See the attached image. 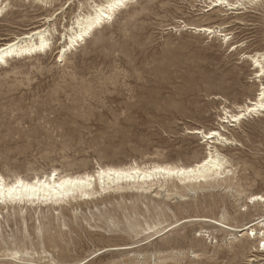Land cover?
<instances>
[{"label": "rangeland", "instance_id": "1", "mask_svg": "<svg viewBox=\"0 0 264 264\" xmlns=\"http://www.w3.org/2000/svg\"><path fill=\"white\" fill-rule=\"evenodd\" d=\"M104 1L0 0V46L37 29L52 34L51 50L0 67V175L187 166L216 148L235 175L198 190L168 182L87 203L0 210V264H264L257 248L264 237H248L264 208L247 203L264 194V113L237 126L221 120L224 109L236 114L264 87L244 57L264 53V0L238 13L204 12L200 0H136L58 61L66 30ZM185 25L219 26L222 35ZM195 129L221 131L230 143ZM207 217L249 230L232 232Z\"/></svg>", "mask_w": 264, "mask_h": 264}, {"label": "bare ground", "instance_id": "2", "mask_svg": "<svg viewBox=\"0 0 264 264\" xmlns=\"http://www.w3.org/2000/svg\"><path fill=\"white\" fill-rule=\"evenodd\" d=\"M133 1L136 0H105L104 2L99 4L94 3L93 6H91V10L88 11L87 13H83V14L80 13L73 24L74 26H72L70 29H67L66 33L62 37L64 46L59 52L58 61L60 62L64 61L66 55L69 52L74 50L81 43H84L88 38L92 36V34L97 29L101 28L103 25L110 22L119 10L125 8L129 3ZM207 1L200 0V2L203 3L202 5L204 7L209 8L208 11H204V12H209L219 7L220 9L223 8V9H227V11H232V13H238L240 10L245 9L248 5H256L257 3L260 2V0H207ZM5 9L6 7L0 5V18L3 16ZM185 29L193 30L196 33H204L207 35H222L221 33L222 27L219 26L194 27V26L185 25ZM51 36L52 34L49 33V30L47 28L45 29L42 28V29L34 30L22 36H16L14 37L13 40L2 44L0 46V67H2L3 65H7L10 59L33 57L39 54L46 53L48 50H51ZM226 37L227 36L225 35V38ZM244 57L248 59L250 62H252V66L257 71L256 76L260 79L264 78V53L244 55ZM237 110L238 111L236 114H230V111L224 109V114H223L224 117L223 119H221L222 123H233L237 126V124L239 125L241 121H243V119H245V117L248 115L264 113V87L260 89L255 100H249L243 106H238ZM209 132H214L216 133V135L209 136L207 134ZM209 132H205L202 129H195L192 131L193 134L199 135L204 140L207 141L212 140L215 142V144L230 143V140L224 137L221 131L212 130ZM234 175H235V171L233 170L232 167H230V163L228 159H226L225 155L223 156L217 148L214 151H211L206 157H204L199 162L187 166L156 164V163L147 166L144 165L139 166V164L135 162V164L124 165V166L121 165V166L98 167L93 172H86V173L84 172V174L80 173L76 175L60 174L57 170H53L51 171L50 174L47 175L45 174L42 177H34L32 180H26L18 176V177H14L15 179H13L12 181H7L2 175H0V210L13 208L15 206L25 207V206H35V205L53 206L54 208V206L60 207L62 206V204L70 203L72 202V200H81L84 202L88 200L92 201L91 199L97 196L98 197L103 196V194L109 192L111 194V192L113 191L114 192L118 191V193H120L119 191L134 189V190H138L139 192L140 191L149 192L155 186L156 187L159 186V188H163L165 185H168L167 184L168 182H171L173 184L172 185L173 187H176L180 183L183 186L191 187L192 189L198 190V188L204 186L203 183L209 182V180L227 183V179H230L231 176ZM231 180L233 181V179ZM232 186L234 187V185ZM189 190L190 189H188L187 191ZM157 194H159V192ZM183 194L185 193L183 192ZM132 196L133 195H131L130 197ZM247 201H248L247 203L250 205L252 204L253 208L255 209L264 208V194H251L248 197ZM73 206L75 208L78 207L75 205ZM199 219L200 218H194L193 220L195 221ZM202 220H205V222H214L217 226H220L232 232L240 233V232H244L245 230H249L245 226L244 228H238L237 226L235 227L229 226L221 220L220 221L219 220L215 221L216 219L210 220L208 219V217L203 218ZM157 223H159V221ZM259 225L262 226V230L261 228L259 231H257L258 229L257 230L254 229L256 228L255 226H257L258 228ZM148 226L152 228L151 225ZM263 227H264V215L261 216L258 221H255L250 225V229L252 228L250 232L252 231V234H249L248 237H250V239H253L254 241L260 235L264 237ZM262 245H264V238L260 240L259 247L257 248L258 249L264 248V246ZM254 261L256 260H252L251 262L254 263Z\"/></svg>", "mask_w": 264, "mask_h": 264}, {"label": "snow or ice", "instance_id": "3", "mask_svg": "<svg viewBox=\"0 0 264 264\" xmlns=\"http://www.w3.org/2000/svg\"><path fill=\"white\" fill-rule=\"evenodd\" d=\"M221 119H223V115L221 116ZM209 136H212V135H216V133H214V132H209V133H207ZM262 246H264V245H262Z\"/></svg>", "mask_w": 264, "mask_h": 264}]
</instances>
